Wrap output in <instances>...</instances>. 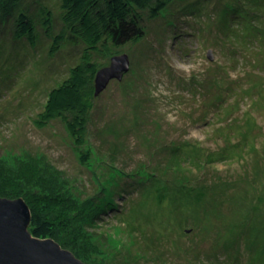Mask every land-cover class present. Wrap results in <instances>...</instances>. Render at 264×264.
<instances>
[{
    "label": "rangeland",
    "instance_id": "obj_1",
    "mask_svg": "<svg viewBox=\"0 0 264 264\" xmlns=\"http://www.w3.org/2000/svg\"><path fill=\"white\" fill-rule=\"evenodd\" d=\"M61 3H0V196L53 222L84 264H264V0L143 16L81 146L59 119L33 123L84 49L68 35L53 49ZM21 12L33 43L14 37Z\"/></svg>",
    "mask_w": 264,
    "mask_h": 264
},
{
    "label": "trees",
    "instance_id": "obj_2",
    "mask_svg": "<svg viewBox=\"0 0 264 264\" xmlns=\"http://www.w3.org/2000/svg\"><path fill=\"white\" fill-rule=\"evenodd\" d=\"M20 1L0 0V3L6 13L12 15L15 14L13 9ZM168 2L169 0H62L61 20L65 28L54 37L53 49L59 46L67 35L72 41L81 42L84 49L79 63L71 68L65 81L49 92L43 110L33 121L34 125L44 128L59 119L65 124L74 144L83 145L91 109L96 100L95 75L103 68L95 59L98 56L106 58L116 56L117 48L127 43L141 41L145 32L142 26L143 16H147L149 20L156 18ZM47 16L45 27L49 28L51 19L50 15ZM4 22L5 20L2 24ZM14 22L15 39L25 38L33 43L35 35L33 21L21 12ZM87 155L82 153L81 161L85 162L88 159ZM30 213L31 221L28 228L32 236L41 239L52 238L58 243L60 238L56 225L38 213L32 211Z\"/></svg>",
    "mask_w": 264,
    "mask_h": 264
},
{
    "label": "water",
    "instance_id": "obj_3",
    "mask_svg": "<svg viewBox=\"0 0 264 264\" xmlns=\"http://www.w3.org/2000/svg\"><path fill=\"white\" fill-rule=\"evenodd\" d=\"M130 68L128 56H113L109 67L96 73L95 96L112 79L122 80ZM30 209L22 198L0 197V264H84L53 240L35 238L29 230Z\"/></svg>",
    "mask_w": 264,
    "mask_h": 264
},
{
    "label": "bare ground",
    "instance_id": "obj_4",
    "mask_svg": "<svg viewBox=\"0 0 264 264\" xmlns=\"http://www.w3.org/2000/svg\"><path fill=\"white\" fill-rule=\"evenodd\" d=\"M158 96L164 97V96H162L161 94H160V95H158ZM12 200H13V199H12Z\"/></svg>",
    "mask_w": 264,
    "mask_h": 264
}]
</instances>
